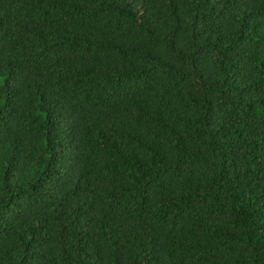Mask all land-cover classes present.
<instances>
[{
    "label": "trees",
    "instance_id": "trees-1",
    "mask_svg": "<svg viewBox=\"0 0 264 264\" xmlns=\"http://www.w3.org/2000/svg\"><path fill=\"white\" fill-rule=\"evenodd\" d=\"M0 264H264V0H0Z\"/></svg>",
    "mask_w": 264,
    "mask_h": 264
}]
</instances>
